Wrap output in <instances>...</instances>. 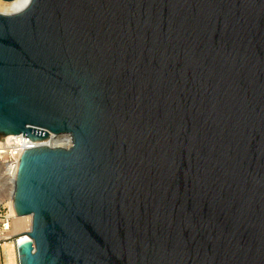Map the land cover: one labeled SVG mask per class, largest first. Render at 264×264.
<instances>
[{
  "label": "water",
  "instance_id": "obj_1",
  "mask_svg": "<svg viewBox=\"0 0 264 264\" xmlns=\"http://www.w3.org/2000/svg\"><path fill=\"white\" fill-rule=\"evenodd\" d=\"M21 134L71 146L20 157L19 264H264V0L0 13V141Z\"/></svg>",
  "mask_w": 264,
  "mask_h": 264
},
{
  "label": "built area",
  "instance_id": "obj_2",
  "mask_svg": "<svg viewBox=\"0 0 264 264\" xmlns=\"http://www.w3.org/2000/svg\"><path fill=\"white\" fill-rule=\"evenodd\" d=\"M20 136L21 137L6 140L5 142L0 141V163L2 165V170H3L2 173H6L8 178H10L13 181V183L18 170L20 157L23 154V152L25 150H31L43 146L51 147L49 146L51 141L50 139L54 137L51 136L47 141L44 142H32L30 139L23 137L24 136L23 134H21ZM58 138L64 140L63 142L68 143V145L63 147L71 146L70 136L62 135ZM0 221H1V231L3 233L10 231L12 219L7 215V212L3 214L1 209H0ZM16 241H17L16 239L12 241L14 245ZM18 244L19 243L17 241V246Z\"/></svg>",
  "mask_w": 264,
  "mask_h": 264
},
{
  "label": "bare ground",
  "instance_id": "obj_3",
  "mask_svg": "<svg viewBox=\"0 0 264 264\" xmlns=\"http://www.w3.org/2000/svg\"><path fill=\"white\" fill-rule=\"evenodd\" d=\"M30 1L31 0H15L12 2H4V1L0 0V13H2V14L16 13V12L24 9L30 3ZM50 140L51 141H50L49 146H51V147H57V146L63 147V146L68 145V143L63 142L64 140H61L58 137H52V139H50ZM2 174L6 178V180L8 181V183L10 185L9 193L12 196L13 189H14V183L10 178H8L6 173H2ZM7 215L12 219L11 229H10V231L4 233L2 235V237L0 236V241L1 240H4V241L11 240V239H13L12 237H15V236H18V237H16V240L18 241V243L22 240L27 239V238L29 239V237L25 233L28 232L27 229L29 226V219L31 216H27V217L16 216L14 213V209H13V200H11V199L9 202V213H7ZM22 234H24V235H22ZM19 235H21V236H19ZM17 241L15 242L16 247H17ZM9 243H12V241Z\"/></svg>",
  "mask_w": 264,
  "mask_h": 264
},
{
  "label": "rangeland",
  "instance_id": "obj_4",
  "mask_svg": "<svg viewBox=\"0 0 264 264\" xmlns=\"http://www.w3.org/2000/svg\"><path fill=\"white\" fill-rule=\"evenodd\" d=\"M2 165L0 163V209L2 213H9V202L12 200L10 195V185L6 178L2 174ZM4 233L1 231V221H0V236L2 237ZM14 240V239H13ZM11 240H1L0 241V264H19L18 251L14 243H9Z\"/></svg>",
  "mask_w": 264,
  "mask_h": 264
}]
</instances>
